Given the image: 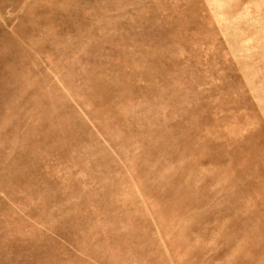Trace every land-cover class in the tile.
<instances>
[{
	"label": "rangeland",
	"instance_id": "1",
	"mask_svg": "<svg viewBox=\"0 0 264 264\" xmlns=\"http://www.w3.org/2000/svg\"><path fill=\"white\" fill-rule=\"evenodd\" d=\"M0 264H264V0H0Z\"/></svg>",
	"mask_w": 264,
	"mask_h": 264
}]
</instances>
